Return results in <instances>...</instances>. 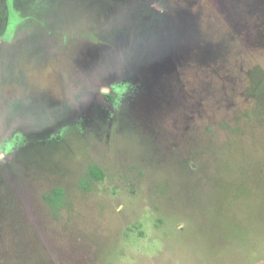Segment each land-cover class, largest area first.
Listing matches in <instances>:
<instances>
[{
    "label": "rangeland",
    "instance_id": "rangeland-1",
    "mask_svg": "<svg viewBox=\"0 0 264 264\" xmlns=\"http://www.w3.org/2000/svg\"><path fill=\"white\" fill-rule=\"evenodd\" d=\"M0 264H264V0H0Z\"/></svg>",
    "mask_w": 264,
    "mask_h": 264
},
{
    "label": "trees",
    "instance_id": "trees-1",
    "mask_svg": "<svg viewBox=\"0 0 264 264\" xmlns=\"http://www.w3.org/2000/svg\"><path fill=\"white\" fill-rule=\"evenodd\" d=\"M91 174H93L96 178H99L101 175V171L97 170V169H91Z\"/></svg>",
    "mask_w": 264,
    "mask_h": 264
}]
</instances>
